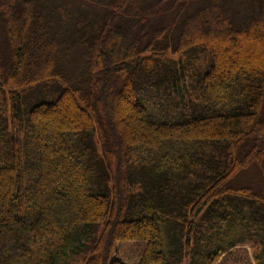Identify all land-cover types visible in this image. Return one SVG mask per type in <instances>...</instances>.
Instances as JSON below:
<instances>
[{
  "label": "trees",
  "instance_id": "trees-1",
  "mask_svg": "<svg viewBox=\"0 0 264 264\" xmlns=\"http://www.w3.org/2000/svg\"><path fill=\"white\" fill-rule=\"evenodd\" d=\"M182 262L264 264V0H0V264Z\"/></svg>",
  "mask_w": 264,
  "mask_h": 264
},
{
  "label": "rangeland",
  "instance_id": "rangeland-1",
  "mask_svg": "<svg viewBox=\"0 0 264 264\" xmlns=\"http://www.w3.org/2000/svg\"><path fill=\"white\" fill-rule=\"evenodd\" d=\"M95 134V133H94ZM93 134V135H94ZM94 142H95V145H96V147H97V152L99 153V155H101V153H100V148H99V143L97 142V140L95 141V139H94ZM247 176L249 175V173H247L246 174ZM246 176H244V178H245ZM191 244L192 245H194V243H193V240H191ZM182 263H184V262H182ZM185 264V263H184Z\"/></svg>",
  "mask_w": 264,
  "mask_h": 264
}]
</instances>
